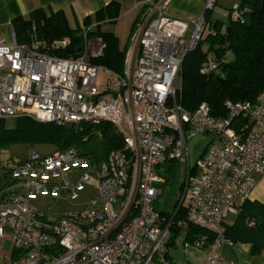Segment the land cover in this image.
I'll use <instances>...</instances> for the list:
<instances>
[{
    "label": "built area",
    "instance_id": "1",
    "mask_svg": "<svg viewBox=\"0 0 264 264\" xmlns=\"http://www.w3.org/2000/svg\"><path fill=\"white\" fill-rule=\"evenodd\" d=\"M167 4L145 2L122 73L92 62L104 44L87 35L91 26L83 28L79 54L69 57L49 52L69 38L49 45L33 36L23 42L14 34L9 42L0 38V118L56 125L106 121L122 138L97 162L72 149L46 155L29 149L10 162L0 150V264H180L168 255L175 246L202 249V264H237L221 254L224 244H234L224 236V224L249 198L252 173L264 170V93L254 105L225 102L224 117L211 116L205 103L185 110L177 101L181 63L207 34L203 13L218 10L217 0H203L202 13L184 20L172 17ZM214 68L208 59L200 70ZM101 69L107 77L98 86ZM239 115L249 120L242 134L231 125ZM207 133L211 140L193 165L186 163L176 207L159 211L162 165L184 162L187 140ZM92 178L97 189L91 193L85 183ZM41 198L76 206L55 212L54 206L30 205ZM188 225L203 232L188 240Z\"/></svg>",
    "mask_w": 264,
    "mask_h": 264
},
{
    "label": "trees",
    "instance_id": "2",
    "mask_svg": "<svg viewBox=\"0 0 264 264\" xmlns=\"http://www.w3.org/2000/svg\"><path fill=\"white\" fill-rule=\"evenodd\" d=\"M217 9H207L203 13L209 30L195 48L184 55L177 92V101L185 110L192 111L205 103L210 115L216 118L227 115L225 102L254 105L264 93V0H239L235 9L232 6H217ZM118 10V3L110 1L92 16H85L81 25L94 23L87 35L99 36L104 44L102 55L92 62L122 73L125 50L118 49L117 38L111 31L101 30L102 24L115 21ZM234 12L236 17H233ZM12 25L18 42L33 36L49 45L54 40L69 38L68 45L49 52L69 57L78 55L81 50L80 26L70 28L62 11L51 10L46 14L37 8L24 17H15ZM208 59L214 60L215 68L201 72V66ZM248 123L246 115H239L231 125L242 134ZM121 143V135L106 121L56 125L23 116L15 118L10 125L0 118V149L17 144L28 147L48 144L54 147L53 151L72 149L97 162ZM183 213L178 210L176 217ZM177 232L175 230L173 237ZM202 232L188 225L185 237L192 240ZM224 236L233 243L249 244L250 254H262L264 258V202L247 199L233 220L224 224Z\"/></svg>",
    "mask_w": 264,
    "mask_h": 264
},
{
    "label": "crops",
    "instance_id": "3",
    "mask_svg": "<svg viewBox=\"0 0 264 264\" xmlns=\"http://www.w3.org/2000/svg\"><path fill=\"white\" fill-rule=\"evenodd\" d=\"M110 1L118 3V17L112 24L108 23L105 30L111 31L116 36L119 50H126L130 44L131 34L138 23L135 24V22L138 18L140 20L144 4L148 0H0V38L9 42L14 34L12 20L17 16H26L31 10L40 8L46 14L51 10L62 11L69 27L75 28L81 25L85 16H92L95 11ZM238 1L217 0V6L236 7ZM202 10L203 0H168L167 4L168 13L177 19L195 18L202 13ZM209 140H211L210 137L206 139V142ZM201 152L197 153L196 158ZM252 177L255 185L248 199L264 202V170L252 173ZM221 254L237 264H264L262 254H250L247 243L224 244Z\"/></svg>",
    "mask_w": 264,
    "mask_h": 264
},
{
    "label": "rangeland",
    "instance_id": "4",
    "mask_svg": "<svg viewBox=\"0 0 264 264\" xmlns=\"http://www.w3.org/2000/svg\"><path fill=\"white\" fill-rule=\"evenodd\" d=\"M89 26L93 27L94 23L88 26L80 25V32L82 33L83 28ZM107 27H108V23L102 24L101 30H105ZM106 77H107V72H105V70L102 69L99 70L96 79V84L98 86L103 85ZM6 121L8 122V124L13 125L14 119L9 118L6 119ZM209 137L212 138L213 134L212 133L199 134L190 137L187 140V144H188L187 159L185 158L184 162L171 161V162H166L162 165L163 170L161 174L165 178L166 182L159 183L157 185L160 194L158 197V201L156 203V208L159 211H162L163 213H169L170 211L173 210V208L176 207L177 199L179 196V185L184 177L186 163L188 162L190 165L194 164L197 153H199L204 149L206 145V139ZM29 149H33L38 153H40L41 155H46L51 153L54 150V147L48 144H36L31 147H28L24 144H17V145H12L10 147L2 148L0 150L1 151L3 150L5 153H7L11 159L10 162H13L15 159L17 160V158L25 157ZM85 187H86L85 191L88 189V191L89 192L91 191V193L93 191H96L97 189L96 183L93 178L85 183ZM30 205L33 208H38V209H44L48 205L54 206V210L56 212L58 209L60 210L71 209L74 206H76V202L68 201V202L55 203L52 200L41 198L30 201ZM233 218L234 215H228L226 218V222L228 223L231 222ZM180 240L181 238H176L175 241L179 244ZM8 248H9V243L6 241L3 245V251H7ZM202 253H203L202 249L194 246L189 247L185 252L178 246L168 248V255L170 259L173 262L175 261L180 264H185V263L201 264Z\"/></svg>",
    "mask_w": 264,
    "mask_h": 264
}]
</instances>
